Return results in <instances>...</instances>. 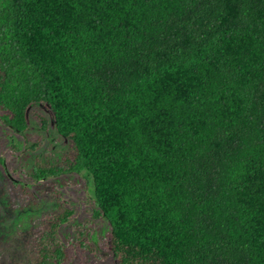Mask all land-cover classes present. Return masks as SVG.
<instances>
[{
	"label": "trees",
	"instance_id": "obj_1",
	"mask_svg": "<svg viewBox=\"0 0 264 264\" xmlns=\"http://www.w3.org/2000/svg\"><path fill=\"white\" fill-rule=\"evenodd\" d=\"M41 105L116 264H264V0H0V109Z\"/></svg>",
	"mask_w": 264,
	"mask_h": 264
},
{
	"label": "rangeland",
	"instance_id": "obj_2",
	"mask_svg": "<svg viewBox=\"0 0 264 264\" xmlns=\"http://www.w3.org/2000/svg\"><path fill=\"white\" fill-rule=\"evenodd\" d=\"M24 116L21 132L0 126V159L8 176L29 183L12 185L0 165V264H38L41 257L37 252L43 244L39 239L57 212L52 199L44 198L43 193L52 187L68 185L65 189L74 194L72 204L75 205L79 199L76 194L82 187L68 177L57 181L47 177L44 183H33L32 169L64 168L71 152L68 143L53 132L44 105L29 106ZM60 235L64 237L65 231ZM107 239L104 224L96 225L87 248L91 251L94 247L103 249ZM69 241L62 264H116L106 251L94 252L89 257L76 248L74 251L76 244Z\"/></svg>",
	"mask_w": 264,
	"mask_h": 264
},
{
	"label": "flooded vegetation",
	"instance_id": "obj_3",
	"mask_svg": "<svg viewBox=\"0 0 264 264\" xmlns=\"http://www.w3.org/2000/svg\"><path fill=\"white\" fill-rule=\"evenodd\" d=\"M0 126L16 132L12 125L9 123V116H7V112L1 109ZM22 130L18 132H21ZM0 165L3 168L2 159H0ZM47 169L49 168H45L43 170ZM50 169H53L54 172L45 174L40 177H36L33 171L34 169H32L30 176L33 183H44L47 177L53 180L55 179V181L59 180V178L68 177L70 180L80 183L82 187L81 189H78V193L76 194L79 199L76 200L75 205L72 204V200H74V194L71 193V190L67 191L65 189L68 185L62 188L52 187L50 190L43 193L44 198L52 199L53 202L51 203L56 205L57 212L54 216V220L47 226L46 233H43L39 239L40 242H43V244H40L41 250H43L44 248H48V246L50 245L52 247L50 248L51 254H46L43 257L40 256L41 260L38 264H62V262L65 260V246L68 242H70L69 240H71L73 244H76V246L74 247V251L77 249L78 251L91 257L94 252L99 253L101 250L106 251L109 257H111L112 254L110 253V250L108 248V239L105 242V248L103 249L94 247L91 251L87 248L86 245L89 244L90 236L93 235V231L96 225L104 224L107 229L106 222L102 214L97 210V206L91 197V190L88 182L84 180V178L80 176V174H77L72 170H68V165L61 169L55 167H50ZM9 178L11 179L10 183L12 185L22 184L26 186L29 184L17 181L15 179H12L11 177ZM61 231H65L64 237L60 235ZM52 249H56L57 252L54 253ZM44 250L46 251V249ZM48 257L50 258L48 259Z\"/></svg>",
	"mask_w": 264,
	"mask_h": 264
},
{
	"label": "water",
	"instance_id": "obj_4",
	"mask_svg": "<svg viewBox=\"0 0 264 264\" xmlns=\"http://www.w3.org/2000/svg\"><path fill=\"white\" fill-rule=\"evenodd\" d=\"M3 165V164H2ZM3 170H4V172L8 175V173H7V171L5 170V167H4V165H3Z\"/></svg>",
	"mask_w": 264,
	"mask_h": 264
}]
</instances>
